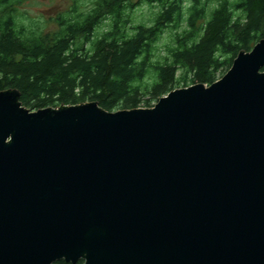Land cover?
Instances as JSON below:
<instances>
[{"label": "water", "instance_id": "95a60500", "mask_svg": "<svg viewBox=\"0 0 264 264\" xmlns=\"http://www.w3.org/2000/svg\"><path fill=\"white\" fill-rule=\"evenodd\" d=\"M0 92V264H264V39L152 108Z\"/></svg>", "mask_w": 264, "mask_h": 264}, {"label": "trees", "instance_id": "16d2710c", "mask_svg": "<svg viewBox=\"0 0 264 264\" xmlns=\"http://www.w3.org/2000/svg\"><path fill=\"white\" fill-rule=\"evenodd\" d=\"M141 1L158 9L150 24L131 23L134 0H85L80 10L75 0L44 33L17 22L15 0H0V92L17 90L31 111L92 102L108 112L152 107L190 83L213 85L264 39V0H190L189 8L187 0ZM168 27L175 35L161 56Z\"/></svg>", "mask_w": 264, "mask_h": 264}, {"label": "rangeland", "instance_id": "374dc122", "mask_svg": "<svg viewBox=\"0 0 264 264\" xmlns=\"http://www.w3.org/2000/svg\"><path fill=\"white\" fill-rule=\"evenodd\" d=\"M85 0L78 3L79 10L82 9ZM137 6L130 14L131 23L136 25L140 23L150 24L154 14L158 11L157 7L150 6L141 0H134ZM190 0L186 1V7L189 8ZM76 5L75 0H15L14 8L15 17L18 23L25 26L28 30L32 28L36 31L50 33L57 29V20L63 15H69ZM106 21V20H105ZM106 24L103 26L105 27ZM182 28L185 25L181 26ZM168 27L158 43L161 56L165 54V47L172 44V37L175 35L174 29ZM173 31V32H172ZM226 73L219 74L221 79ZM152 75L146 77L143 84L148 86L152 82ZM152 84V83H151ZM194 84L190 83V86ZM184 88V87H181ZM158 102L153 101L151 106H155ZM141 104L139 108H152Z\"/></svg>", "mask_w": 264, "mask_h": 264}]
</instances>
